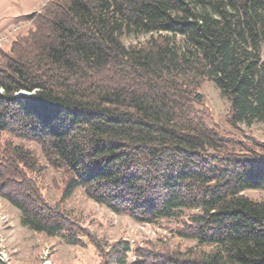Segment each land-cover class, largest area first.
I'll return each instance as SVG.
<instances>
[{
	"label": "trees",
	"instance_id": "1",
	"mask_svg": "<svg viewBox=\"0 0 264 264\" xmlns=\"http://www.w3.org/2000/svg\"><path fill=\"white\" fill-rule=\"evenodd\" d=\"M13 48L0 53V196L24 226L87 238L98 264H264V200L244 194L264 190V142L211 124L200 91L219 87L233 128L264 124V0H50ZM4 134L40 145L59 201L32 173L37 151ZM79 187L138 222L175 219L193 245L102 244L63 206Z\"/></svg>",
	"mask_w": 264,
	"mask_h": 264
},
{
	"label": "rangeland",
	"instance_id": "2",
	"mask_svg": "<svg viewBox=\"0 0 264 264\" xmlns=\"http://www.w3.org/2000/svg\"><path fill=\"white\" fill-rule=\"evenodd\" d=\"M49 1L0 0V53L5 55L6 52L14 50L17 42L34 28L37 15L42 13ZM147 37L148 35L139 38L126 36L125 43L128 45L131 42L144 41ZM200 91L205 94L209 108L208 121L211 124H216L225 132L245 140L250 137L264 142L263 123L241 125L238 129L227 123L225 117L229 101L222 96L213 81H205ZM18 95L24 94L20 92ZM3 138H11L13 142L37 151L39 157L36 165L40 164L42 173L40 176L37 171L32 173L38 178L45 197L54 202L59 201L62 198L63 183L58 172L43 155L40 145L5 134ZM244 194L256 200H264L263 189H248ZM63 206L79 217L102 244L128 240L132 245L142 246L149 241L161 244V239H165L170 245L179 244L183 249L193 245L192 240L176 234L175 219H162L159 223L138 222L127 214L116 213L91 199L82 187L77 188ZM97 244L99 245L98 242ZM132 258L130 253V260ZM0 259L7 264H98L101 257L97 245L87 238L82 244H70L60 236H49L24 226L21 223V211L0 196Z\"/></svg>",
	"mask_w": 264,
	"mask_h": 264
},
{
	"label": "water",
	"instance_id": "3",
	"mask_svg": "<svg viewBox=\"0 0 264 264\" xmlns=\"http://www.w3.org/2000/svg\"><path fill=\"white\" fill-rule=\"evenodd\" d=\"M21 94L27 95L28 93L23 91V92H21Z\"/></svg>",
	"mask_w": 264,
	"mask_h": 264
}]
</instances>
